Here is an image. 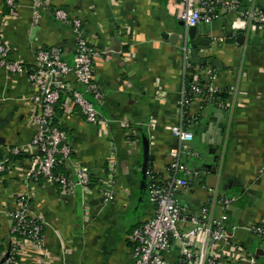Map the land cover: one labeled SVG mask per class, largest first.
I'll return each mask as SVG.
<instances>
[{
    "label": "crops",
    "instance_id": "1",
    "mask_svg": "<svg viewBox=\"0 0 264 264\" xmlns=\"http://www.w3.org/2000/svg\"><path fill=\"white\" fill-rule=\"evenodd\" d=\"M14 2L18 14L12 17L8 1L0 0V42L9 48L11 60L29 71L38 49L55 46L71 63L77 34L72 23L53 14L64 9L81 20L85 40L99 53L94 80L104 98L97 121L89 123L67 101L70 89L81 86L74 75L62 79L67 88L56 108L57 124L67 131L72 153L56 173L75 180V170L85 167L91 181L88 187L70 190L45 178L35 183L26 172L39 154L32 143L36 87L27 71L10 73L0 67V156L9 160L0 175L2 258L11 249L9 214L17 198L27 195L32 213L43 223L44 246L38 251L23 243L19 257L25 264H135L132 231L155 211L147 172L166 175L172 150L179 145L171 128L183 122L184 91L195 80L207 86L206 70L214 69L213 83L226 93L230 112L203 95L193 99L188 109L191 153L181 156L190 171L188 187L178 198L197 213L215 193L236 196L228 237L219 249L235 250L243 264H264V241L245 228L264 223V48L253 43L255 36L264 43V33L242 28L236 13L198 24L196 39L209 40L205 49L199 47V55L218 59L222 68H216L192 61L188 27L180 19L182 0H42L38 19L34 0ZM256 2L264 9V0ZM10 148L21 154L12 156ZM106 191L113 192L114 200L104 205ZM179 228L187 231L191 225ZM180 246L179 241L172 243L166 255L170 263L177 264Z\"/></svg>",
    "mask_w": 264,
    "mask_h": 264
},
{
    "label": "built area",
    "instance_id": "2",
    "mask_svg": "<svg viewBox=\"0 0 264 264\" xmlns=\"http://www.w3.org/2000/svg\"><path fill=\"white\" fill-rule=\"evenodd\" d=\"M7 1L10 16H17L14 0ZM34 1L35 17L38 19L40 17L38 8L42 5V0ZM228 13H236L242 19V28H252L255 32L264 33V9L256 0H248L246 3L243 0H182L180 19L190 27L200 23H212ZM53 14L60 21L72 23L77 34L73 61L66 62L59 47L40 48L36 52L34 66L27 71L24 65L11 60L9 48L0 42V67L10 73L27 71L29 80L36 87L33 99L38 107L35 116L37 130L32 143L39 154L26 172L27 178L35 183L42 178L49 179L58 183L63 190H70L77 185L88 187L91 174L85 167L75 170V180L56 173V168L68 160L72 153L67 131L55 123L57 105L64 99V91L67 88L62 79L74 75L76 82L81 86V89H70L67 101L77 106L83 118L89 123L97 121L98 104L102 102L104 93L94 80V63L99 53L85 40L81 20L71 18L64 9H55ZM206 74L210 80L207 86L195 80L184 91L180 105L183 122L171 128L179 145L172 150V161L166 168V175L158 174L152 169L147 172L149 200L155 211L151 218L132 231L135 264H172L166 255L174 241L181 244L177 264H243L234 255L235 250L219 249V245L227 240L230 211L237 202V197L220 196L215 193L197 213L188 211L178 198V192L188 187L186 175L190 171L181 164V156L191 153L189 143L193 140V133L190 130L188 109L193 99L197 95H203L227 112H230L231 108L226 98L220 96L222 91L213 83L217 77L215 70L208 69ZM234 90L235 87H232L231 91ZM9 153L19 156L21 151L18 148H10ZM8 162L7 158L0 156V175L8 169ZM114 167L112 161L108 170L112 172ZM28 199L27 195H20L17 198L16 209L9 214L13 222L11 249L3 258L0 250V264H25L19 257L22 244L25 242L30 243L38 251L44 246L43 223L32 213ZM113 200V192L103 193L104 205ZM182 223L190 224L191 228L187 231L180 230L179 225ZM245 228L256 238L264 241V223H253ZM237 251L244 256L242 249L238 248ZM249 258L253 263L254 259Z\"/></svg>",
    "mask_w": 264,
    "mask_h": 264
},
{
    "label": "water",
    "instance_id": "3",
    "mask_svg": "<svg viewBox=\"0 0 264 264\" xmlns=\"http://www.w3.org/2000/svg\"><path fill=\"white\" fill-rule=\"evenodd\" d=\"M197 31H198L197 26H190V27H188V30L186 32L187 48L190 51L192 61L195 64L200 65V66L212 65L216 68H222V64L220 63V61L218 59L207 58V57L203 58L199 55V47L202 46L205 49V47L208 46V44H209V40H206V39L197 40L196 39ZM242 39H243V37L239 38V40H242ZM253 43L255 45H259V46H262L264 48V43L262 42L261 36H255L253 38ZM219 112L221 115L223 114L222 110H220ZM226 122H227V120L224 119V121L222 122V125H223V123H226ZM223 132L224 131H223V128L221 126L220 131H219V134L221 137L223 136ZM147 165H148V163H147V161H145L144 167L147 168Z\"/></svg>",
    "mask_w": 264,
    "mask_h": 264
},
{
    "label": "trees",
    "instance_id": "4",
    "mask_svg": "<svg viewBox=\"0 0 264 264\" xmlns=\"http://www.w3.org/2000/svg\"><path fill=\"white\" fill-rule=\"evenodd\" d=\"M220 96H221L222 98H225L226 93H225V92H222V93H220ZM55 123L57 124V118H56ZM12 156H13V155H12ZM56 170H57V168H56Z\"/></svg>",
    "mask_w": 264,
    "mask_h": 264
}]
</instances>
